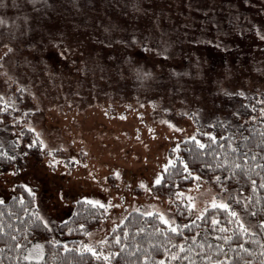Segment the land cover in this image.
I'll use <instances>...</instances> for the list:
<instances>
[{
    "label": "rangeland",
    "instance_id": "obj_1",
    "mask_svg": "<svg viewBox=\"0 0 264 264\" xmlns=\"http://www.w3.org/2000/svg\"><path fill=\"white\" fill-rule=\"evenodd\" d=\"M0 21V146L21 149L28 128L41 153L0 172V199L27 186L56 242L74 201L99 200L81 247L103 259L132 210L176 227L215 200L254 229L234 189L195 178L165 197L152 181L182 140L264 123V0H0ZM175 201L193 205L181 222Z\"/></svg>",
    "mask_w": 264,
    "mask_h": 264
},
{
    "label": "trees",
    "instance_id": "obj_2",
    "mask_svg": "<svg viewBox=\"0 0 264 264\" xmlns=\"http://www.w3.org/2000/svg\"><path fill=\"white\" fill-rule=\"evenodd\" d=\"M11 111L0 101V127L12 116ZM32 135L30 129L22 130L21 149L15 143L7 150L0 146V172L27 154L40 157ZM172 156V163L161 172V183L152 186L156 195L175 196L195 178L216 189H234L244 196L254 229H244L227 208L219 206H210L200 217L176 227L166 226L157 213L132 210L103 241L111 252L110 264H264V123L253 121L243 130L217 137L186 138ZM184 176L187 180L181 179ZM34 195L18 183L11 197L0 199V264H105L102 257L87 250L77 251L82 249L85 232L104 217L102 206L74 201L69 216L55 229L65 241L56 242L41 219ZM175 205L181 222L190 208L179 201Z\"/></svg>",
    "mask_w": 264,
    "mask_h": 264
},
{
    "label": "snow or ice",
    "instance_id": "obj_3",
    "mask_svg": "<svg viewBox=\"0 0 264 264\" xmlns=\"http://www.w3.org/2000/svg\"><path fill=\"white\" fill-rule=\"evenodd\" d=\"M0 22H2V21H0ZM9 51H10V50H9ZM137 71H139V69H137ZM145 74H147V73H145ZM33 131H34V129H33ZM208 135H211V133H208ZM197 143H199V141H197ZM29 147H31V145H29ZM41 147H43L42 142H41ZM200 147H204V145H203V144H200ZM72 159H75V157H72ZM51 163H55V161H52ZM171 163H172V161L169 160V161H168V164L164 165L165 169H167V168H168V165L171 164ZM180 163H181V164H184V162H183L182 160L180 161ZM188 171H189V170H188L187 165H184V172H188ZM118 174H119V173H117V175H118ZM189 175H192V173H189ZM187 178H188L187 176L181 177V179H184V180H187ZM225 179H227V177H225ZM161 180H162L161 175H156V177H155V179L152 181V183L159 184V183H161ZM139 183H140V184H143L144 182H143V181H140ZM26 187H27V186H26ZM81 199H82V200H89L88 197H82ZM89 202H90L91 204H94V205H100V204H101V202H100L99 200H91V201H89ZM216 206H217V201L213 200V201H212V207H216ZM188 207L191 208V207H193V205H192L191 203H189V204H188ZM219 207H221V208H228L229 206H228L226 203L220 202V203H219ZM146 215H151V213H146ZM201 215H203V212H201ZM232 215H233V216H236V213H235V212H232ZM159 218H160L161 220H163L164 223H166V224L169 223V221L165 218V216H164L163 213H160ZM41 219H43V218H41ZM214 222H215V221H214ZM261 223L264 224V220H261ZM78 227L81 228V229H83V228H84V225H78ZM170 227H171V225H170ZM185 227H186V225H185ZM241 227H243V225H241ZM173 231H177V229H176V228H173ZM65 249H67V245H65ZM83 250H87V251L91 252L93 255H96L98 258H99L100 255H103L102 253L98 254L97 251H96L95 249L91 248V247L88 246V245H84L82 249H77V251H83ZM108 258H109V257H107V256L104 257L105 260H107ZM146 259H147V258H146ZM161 264H163V262H161Z\"/></svg>",
    "mask_w": 264,
    "mask_h": 264
}]
</instances>
